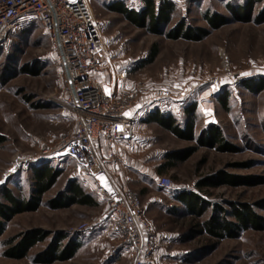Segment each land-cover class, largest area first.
<instances>
[{
    "label": "rangeland",
    "instance_id": "obj_1",
    "mask_svg": "<svg viewBox=\"0 0 264 264\" xmlns=\"http://www.w3.org/2000/svg\"><path fill=\"white\" fill-rule=\"evenodd\" d=\"M90 1L103 21L105 80L113 79L120 87L137 85L147 108H168L183 124L187 119L184 105L195 104L194 138L180 137L158 123L137 127L133 140L116 146L118 158L106 163L112 179L141 197L144 215L152 224L155 250L147 264H264V228L243 229L237 237H224L213 250L203 251L212 241L207 235L182 240V232L192 222L206 218L212 206L198 217L183 213L185 206L173 198L181 190L194 191L206 205L218 203L229 209L231 202H245L264 215V88L251 89L241 83L246 77L264 76V20L229 19L210 28L201 39L168 38L138 27L110 8L116 0ZM240 1L175 0L165 28L177 21L208 26L202 15L205 9L230 17L226 3ZM141 3L127 2L136 9ZM263 6L264 0H257L252 15ZM8 39L0 46V187L28 193L32 167L47 161L61 169V174L43 194V201L56 196L74 177L98 203L52 208L42 202L36 209L15 213L6 221L0 240L37 226L51 233L24 257L1 255L0 264H129L128 245L113 228L98 182L70 157H41L44 146L58 145L76 128L57 46L37 18L25 21ZM154 42H158L159 52L147 61ZM22 63L27 71L19 69L10 76ZM206 126L217 127L237 149L219 150L216 145L198 142L197 136ZM188 146L194 147L193 152L175 167L156 170L168 150ZM219 172L232 175L230 182L199 185L204 175ZM163 175L171 177V187L157 183ZM59 230L80 239L81 246L69 258L34 262L33 255L45 249Z\"/></svg>",
    "mask_w": 264,
    "mask_h": 264
},
{
    "label": "built area",
    "instance_id": "obj_2",
    "mask_svg": "<svg viewBox=\"0 0 264 264\" xmlns=\"http://www.w3.org/2000/svg\"><path fill=\"white\" fill-rule=\"evenodd\" d=\"M30 18L44 25L57 46L67 104L76 118L75 130L64 135L58 145L44 146L41 157H70L86 169L107 200L114 230L128 245L129 264H147L155 239L141 197L112 179L106 166L107 161L118 158V143L134 138L139 87H120L113 79L102 77L103 21L90 0H0V46ZM100 138L108 148L105 156L96 147L95 139ZM157 183L169 188L172 179L163 175Z\"/></svg>",
    "mask_w": 264,
    "mask_h": 264
},
{
    "label": "trees",
    "instance_id": "obj_3",
    "mask_svg": "<svg viewBox=\"0 0 264 264\" xmlns=\"http://www.w3.org/2000/svg\"><path fill=\"white\" fill-rule=\"evenodd\" d=\"M256 1L257 0H242L235 5L226 3V8L231 14L230 17L216 10H209V8L205 9L202 15L208 22V26L192 25L188 24L186 21H177L168 29L165 27L171 20L172 12L175 9V0H141L140 9L129 7L127 4L128 0H116L111 2L109 7L121 12L125 18L132 21L138 27H146L151 32L164 33L168 38L182 37L196 40L207 35L210 28H217L229 19H238L242 21L251 20L256 23L262 22L264 20V6L260 8L255 15H252V10ZM158 52V42H154L150 47V55L147 61L153 60ZM26 66L25 63H22L19 67L15 66L10 76L19 71H27L25 69ZM6 68H8L7 64L5 66V69ZM241 83L251 89L260 90L264 88V76L246 77ZM183 110L184 114L187 116L184 124L177 119L172 111H168V108H163L161 105H156L154 109H151L146 120L154 121L180 137L194 138L195 104L184 105ZM197 141L201 144L216 145L219 150L237 149V146L229 142L222 132L217 127L213 126H206L197 136ZM193 150V146L168 150L164 156L165 161L157 165L156 170L158 172H163L164 170L175 167L178 161L188 157ZM42 160H48V158H43ZM32 170V182L28 193L17 194L10 187H0V237L5 230L6 221L11 219L15 213L36 209L42 202H45V204H48L52 208L69 206L74 203L86 205H95L98 203V201L78 183V179L74 177L69 179L66 187L59 191L56 196L49 198L47 201H43V194L57 181L61 174V169L46 161V163L38 167L33 166ZM230 176L232 175L225 172L207 174L204 175L198 183L200 186H204L214 184L213 182H218L219 180L222 182H230ZM216 177L219 179L213 181ZM173 198L185 206L183 213H195L198 217L202 216L207 208L212 206L210 214L206 218L192 222L189 229L186 232H182V240H186L190 235H207L212 241L206 243L202 247L203 251L213 250L217 246L219 240L224 237H237L243 229L264 228V215L256 212L250 204L245 202L239 205L235 202H231L229 209L218 203L211 202L206 205L205 200L198 197L194 191L184 192V190L175 194ZM63 232L64 231L60 230L56 231V235L52 238V242L45 249L33 255L34 262L63 260L69 258L76 252L82 244L81 240L77 237L73 238L71 235ZM50 233L51 231L37 226L4 238L0 240V256L4 255L15 258L24 257L28 255V250L34 246L37 241L46 238Z\"/></svg>",
    "mask_w": 264,
    "mask_h": 264
},
{
    "label": "crops",
    "instance_id": "obj_4",
    "mask_svg": "<svg viewBox=\"0 0 264 264\" xmlns=\"http://www.w3.org/2000/svg\"><path fill=\"white\" fill-rule=\"evenodd\" d=\"M104 74L105 73L103 70V76H104ZM106 75L107 74H105V76ZM108 80L110 81V78ZM145 99L146 98H142L141 95L138 96V104H137V108H136L137 113H138V118L136 120V130H137V127H144V126L146 127L148 125L156 124V122L154 123V121L146 120V117L152 108H147L148 104L145 101ZM135 133H136V131H135ZM95 143H96L97 149L99 150L100 155L105 156L108 152V148H107L105 142L100 138V140L95 139ZM123 143H126V142H120V143H118V146L124 145Z\"/></svg>",
    "mask_w": 264,
    "mask_h": 264
},
{
    "label": "snow or ice",
    "instance_id": "obj_5",
    "mask_svg": "<svg viewBox=\"0 0 264 264\" xmlns=\"http://www.w3.org/2000/svg\"><path fill=\"white\" fill-rule=\"evenodd\" d=\"M101 179H103V177H101Z\"/></svg>",
    "mask_w": 264,
    "mask_h": 264
},
{
    "label": "water",
    "instance_id": "obj_6",
    "mask_svg": "<svg viewBox=\"0 0 264 264\" xmlns=\"http://www.w3.org/2000/svg\"><path fill=\"white\" fill-rule=\"evenodd\" d=\"M45 158V157H44Z\"/></svg>",
    "mask_w": 264,
    "mask_h": 264
}]
</instances>
